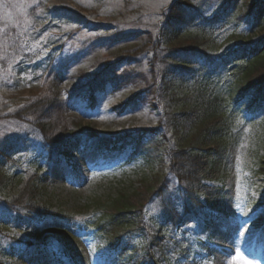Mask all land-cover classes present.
Here are the masks:
<instances>
[{
  "label": "rangeland",
  "instance_id": "rangeland-1",
  "mask_svg": "<svg viewBox=\"0 0 264 264\" xmlns=\"http://www.w3.org/2000/svg\"><path fill=\"white\" fill-rule=\"evenodd\" d=\"M183 1L0 0V140L7 138L15 142L10 148L13 161L3 159L5 171L13 178L0 188V260L5 264H73L66 258L58 262L52 255L42 254L44 246L38 250L26 245L28 239L43 245L55 220L43 218L37 230L16 222L15 215L5 208V201L23 188L21 180L26 181L33 177L34 171H39L34 178L42 190L43 204L53 207L52 212L65 214L86 211L98 199L115 198L118 191H131L148 171L143 158H133L131 146L120 152L101 150L96 140L84 144L88 129L96 126L95 133L103 138L143 136L145 143L159 140L168 147L175 146L176 125H170L166 119L185 90L209 84V90L220 92L234 75L235 64L229 57L244 55L249 45L264 46V31L257 22L252 23L255 18L248 21L242 17V13L250 12L248 4L254 0H193L201 15L194 12L195 23L183 27L181 34H208L212 44L207 48L220 63L210 70L207 59L196 57L192 73L186 70L173 77L174 68L168 66L165 72L164 67L166 55L176 46H171L164 35L171 27L170 16L176 4ZM258 13L264 15V6ZM214 16L217 19L207 24L206 19ZM237 38L248 42L240 44ZM99 41L105 43L93 45ZM121 51L128 54L116 57ZM109 62L123 63L116 73L127 70L129 81L140 78V85L108 87L96 94L95 106L86 99H77L67 113H58V127L74 130L70 128L81 124L85 134L77 139L72 137L74 142L68 156L59 157L58 163L50 161L40 133L32 124L13 120L11 113L47 91L50 69L45 72V68L68 64V77L60 92L64 101L66 89L73 88L78 79L93 78ZM156 73L163 78L167 75V81L175 87L173 94L158 98L155 87H148ZM135 93H140L136 107L125 106ZM235 124L236 141L230 145L223 169L226 170L221 200L224 210L215 212L210 222L202 212L188 214L175 232L185 235L197 247L209 244L213 251L212 264H264V176L255 174L252 166L257 140L264 139V107ZM180 125H183L181 121ZM165 149L166 146L161 151ZM209 184L220 187V183ZM156 204L148 207L149 220L158 217ZM144 240L136 237L135 243ZM238 243L252 244L254 254L246 255ZM198 250L207 257L205 251ZM76 253L81 251L76 249ZM86 257L89 264L123 263L100 241L88 244Z\"/></svg>",
  "mask_w": 264,
  "mask_h": 264
},
{
  "label": "trees",
  "instance_id": "trees-1",
  "mask_svg": "<svg viewBox=\"0 0 264 264\" xmlns=\"http://www.w3.org/2000/svg\"><path fill=\"white\" fill-rule=\"evenodd\" d=\"M248 5L251 6L250 12L246 15L241 12L242 17L248 21L255 18L252 23L257 22L264 31V15L258 13V9L264 6V0H254L253 3L249 1ZM195 6L193 0L177 3L174 14L170 16L169 32L164 35L171 46H176L166 55L167 65L164 67L165 72L168 66L170 69L174 68L171 70L173 77L184 74L186 70L192 73L196 57L207 59L210 70L215 63H220L215 53L207 48L211 42L208 34H181L183 27L195 23L197 16L194 12L201 15L200 9ZM216 17L205 18L206 23H211ZM237 40L240 44L248 42L244 38ZM104 43L99 41L93 45ZM247 50L244 55L233 54L229 57L235 64V76L231 74L232 80L227 81L220 92L209 90V84H203V79L201 84L204 89L197 86L185 90L186 93L166 119L170 125H176L175 146L168 147L159 140L145 144L141 137L103 138L95 133L98 130L96 126L88 129L86 141L97 138L100 147L113 146L122 151L131 144L134 149L133 158H143L148 171L144 172L143 181L132 187L131 191H118V195L108 201L98 199L80 213L52 212L53 207L43 204V196H40L42 190L34 178L40 172L34 171L33 177L20 181L22 189L7 197L5 207L15 215L16 222L31 229L37 230V224L43 218L58 220L45 239L56 238L60 246L59 252L69 256L77 264L86 260L82 243L88 231L112 247L117 256L122 258L123 264H208L209 260L195 249L188 238L177 235L175 229L188 214L202 212L210 222L215 212L224 210L221 200L226 170L223 169L229 157L230 145L236 141L237 134L233 129L235 122L264 107V46L252 48L249 45ZM179 51L182 52L179 54ZM125 54H128L127 51L115 55L119 58ZM183 55L187 56L182 57ZM226 60L225 58L222 62L225 63ZM122 64L109 62L95 72L93 78L87 76L83 80L78 79L73 88L65 90L64 101L60 92L68 77V64L47 67L45 72L50 69L46 79L49 82L47 91L39 98L19 106L11 113V117L15 121L32 124L40 133L49 158L59 161V157L68 156L74 142L72 137L77 139L83 136L85 128L81 124L70 128L74 130L58 127L60 119L57 114L64 111L67 113L76 98H85L94 105L96 94L105 92L108 87L118 88L127 83L140 85V78H135L134 82L129 81L127 70L116 73ZM164 78L156 73L148 82V87H155L157 97L175 92L174 85L167 81V75ZM141 81L146 82L145 79ZM138 97L140 93L132 94L124 105L135 108ZM257 141L259 144L254 152L256 156L252 166L255 174L261 173L264 176V139ZM14 143L7 138L0 140V188L13 178L5 171L3 159L13 161L10 148ZM165 146V152H162ZM209 183H220V187ZM152 203H157L159 213L157 219L149 220L146 210ZM136 237L146 238V241L135 243ZM27 243L32 245V240L28 239ZM201 248L212 258L209 246L203 244ZM76 249L81 253L77 254ZM0 264L5 262L0 260Z\"/></svg>",
  "mask_w": 264,
  "mask_h": 264
},
{
  "label": "bare ground",
  "instance_id": "bare-ground-1",
  "mask_svg": "<svg viewBox=\"0 0 264 264\" xmlns=\"http://www.w3.org/2000/svg\"><path fill=\"white\" fill-rule=\"evenodd\" d=\"M238 246L241 248V249H244L245 250V254L246 255H251V254H254L252 251H253V249H252V244H240V243H238Z\"/></svg>",
  "mask_w": 264,
  "mask_h": 264
}]
</instances>
